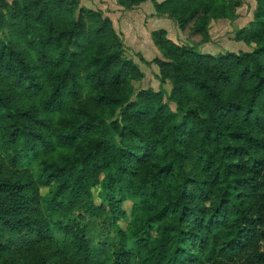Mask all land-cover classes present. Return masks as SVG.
<instances>
[{"label": "trees", "instance_id": "obj_1", "mask_svg": "<svg viewBox=\"0 0 264 264\" xmlns=\"http://www.w3.org/2000/svg\"><path fill=\"white\" fill-rule=\"evenodd\" d=\"M150 1L195 44L244 2ZM257 4L238 36L251 51L155 31L164 97L134 89L144 73L101 12L0 0V264H264Z\"/></svg>", "mask_w": 264, "mask_h": 264}, {"label": "rangeland", "instance_id": "obj_2", "mask_svg": "<svg viewBox=\"0 0 264 264\" xmlns=\"http://www.w3.org/2000/svg\"><path fill=\"white\" fill-rule=\"evenodd\" d=\"M79 6L101 12L112 20L117 34L121 37L126 55L131 57L144 73V77L134 83V89L151 88L167 97L171 91V81L162 80L159 68L153 61L161 56L154 44L152 34L166 30V37L179 44H192L202 53L217 54L225 51H251L254 43H246L239 31L249 25L258 12L257 0H244L234 19L220 18L210 22L207 28L209 39L195 44L188 39V32L181 31L172 19L156 14L153 3L148 0L132 7H124L117 0H78ZM171 108L175 109L174 103ZM94 202L100 204L102 198L97 187L93 189ZM264 245V243H263Z\"/></svg>", "mask_w": 264, "mask_h": 264}]
</instances>
